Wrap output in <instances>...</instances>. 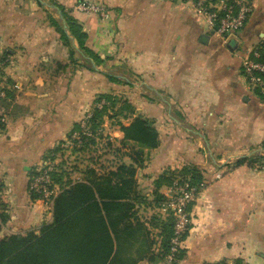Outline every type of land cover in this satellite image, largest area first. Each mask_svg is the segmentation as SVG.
Listing matches in <instances>:
<instances>
[{
	"label": "crops",
	"instance_id": "0c3cea01",
	"mask_svg": "<svg viewBox=\"0 0 264 264\" xmlns=\"http://www.w3.org/2000/svg\"><path fill=\"white\" fill-rule=\"evenodd\" d=\"M79 1L0 0V54L8 56L9 86L0 134V239L38 234L51 223L52 203L30 190L33 169L96 95L109 94L130 110L121 109L127 116L121 120L103 118V138L91 153L100 154L91 162L97 170L115 167L104 158L123 136L119 123L141 117L158 135L136 172L146 194L166 170L195 165L203 177L177 264H264V100L241 70L245 53L264 46V0H249L244 26L225 37L185 0H92L107 8L105 20L74 10ZM65 14L86 33L88 53ZM58 154L54 160L63 165ZM240 158L246 159L237 164ZM122 160L131 163L128 156Z\"/></svg>",
	"mask_w": 264,
	"mask_h": 264
},
{
	"label": "trees",
	"instance_id": "16d2710c",
	"mask_svg": "<svg viewBox=\"0 0 264 264\" xmlns=\"http://www.w3.org/2000/svg\"><path fill=\"white\" fill-rule=\"evenodd\" d=\"M65 15L69 30L76 38L78 46L88 53L84 47L86 33L81 31L80 25L70 15ZM50 23L53 26L58 25L54 20H50ZM58 31L65 40L67 37L64 32L60 29ZM260 47L264 58V46ZM6 57L7 53L0 54L3 65ZM4 85L5 96L0 98V107H3L2 101L9 95L6 81ZM101 99L106 104L98 109L95 103ZM124 107L128 109L129 105L119 97L98 94L94 97L92 105L85 109L65 136L78 129L79 121L88 109L92 111L90 125L95 132L102 127L104 117L113 116V110L126 118L121 111ZM119 124L123 133L119 144L126 149H134V153L128 155L131 163L120 162L113 169L106 167L107 169L97 170L91 164V153L97 140L103 138L101 133L97 138H89L80 147H72L70 154L75 156V160L86 153L90 163L84 166L80 163L78 166L73 161L72 165L77 167L74 170L72 168L73 171L66 170L62 164L58 165V171L53 172L52 179L59 185L60 190L52 200L51 223L40 227L38 234L29 231L2 237L0 264H138L142 260L156 264L163 262L168 253L174 219L171 214H162L159 211L164 199L159 188L162 185L168 186L178 174L188 175L193 183L204 182L203 177L195 165L172 169L157 177L152 182V192L150 195L146 194L137 183L136 172L138 168L143 167L144 149L157 147V131L151 121L141 117H133L128 125ZM4 127L5 125L0 124V134L3 133ZM61 142L62 140L56 142L44 161L54 160L58 152V155L63 156ZM108 143L110 145V142ZM245 159H237L236 163L239 164ZM75 170L79 173L78 179L70 176ZM34 195L38 197L35 193ZM141 208L148 212L147 216H143ZM116 235L121 239L119 252ZM183 254L184 250L181 248L177 261L172 264H177ZM212 264L229 263L221 261Z\"/></svg>",
	"mask_w": 264,
	"mask_h": 264
},
{
	"label": "built area",
	"instance_id": "2783aa9c",
	"mask_svg": "<svg viewBox=\"0 0 264 264\" xmlns=\"http://www.w3.org/2000/svg\"><path fill=\"white\" fill-rule=\"evenodd\" d=\"M192 5L194 13L220 37L239 31L252 11L249 0H185ZM73 9L79 12L97 14L101 20L109 16L106 7L92 0L77 2ZM260 46L251 47L242 57V78L251 87L255 88L264 100V58ZM4 61L0 59V98L5 96ZM106 102L101 99L95 103L100 109ZM91 109L79 121L78 129L65 136L60 143L62 151L70 152L72 147H80L89 138H97L102 128L93 132L90 125ZM7 115L0 107V124L6 125ZM55 160H47L35 168V173L30 178V190L35 193L45 204H51L59 192V185L52 179L53 172L58 171ZM66 168V167H65ZM75 178H79L78 176ZM202 183H193L188 175H176L167 186L163 194L164 199L159 211L162 214H171L174 219L173 231L169 242L168 253L161 264H172L177 261V254L183 247V235L188 229L191 219V207L196 200Z\"/></svg>",
	"mask_w": 264,
	"mask_h": 264
},
{
	"label": "rangeland",
	"instance_id": "374dc122",
	"mask_svg": "<svg viewBox=\"0 0 264 264\" xmlns=\"http://www.w3.org/2000/svg\"><path fill=\"white\" fill-rule=\"evenodd\" d=\"M112 121H117L118 119L119 120H121V118H124V117H121V116H119L120 114H116V111H112ZM104 143V142H103ZM111 145V144H110ZM122 145V144H121ZM120 144L119 145H117V143L115 144V143H113V146H111V147H109L110 149L109 150H107L106 149V157L104 158V160L106 161V163H108L110 166H115L117 163H120V162H123V158H124V156H128V155H131L132 153H134V149H132V148H129V147H127V150H123L122 151V149H123V146H121ZM103 150V147L102 148H100L99 149V151H102ZM144 154H145V152H144ZM98 155H100L98 152L95 154V156H92L93 158H95V157H97ZM112 155L113 156H115L116 158L114 159L113 157H112ZM146 155V154H145ZM144 155V156H145ZM77 157V156H76ZM129 157V156H128ZM87 154L86 153H84V154H82V155H80V157L77 159V160H75V156L74 155H72V154H70V152H65L64 153V158H63V160H64V162H63V166L64 167H66V170H72V168H73V170H74V168H77V167H74L73 165H72V162L73 161H75V163H77V165L79 166V164L81 163V166L83 165L84 166V164H86V163H88V160H87ZM124 163V162H123ZM72 165V166H71ZM79 168V167H78ZM70 170V171H71ZM72 170V171H73ZM167 172L169 171V170H166ZM166 171H164V173L166 172ZM76 172V173H75ZM166 172V173H167ZM75 173V174H74ZM74 173L72 172L71 173V177L74 179L75 177H79V173H77V171L75 170L74 171ZM159 177V176H158ZM152 187H154V184L152 183ZM152 191H149L148 193H149V195H150V193H151ZM116 240H117V243H118V252H119V250H120V248H121V239H120V237L118 236V235H116Z\"/></svg>",
	"mask_w": 264,
	"mask_h": 264
}]
</instances>
